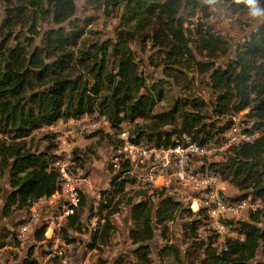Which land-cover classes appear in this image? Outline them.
<instances>
[{
	"label": "trees",
	"instance_id": "1",
	"mask_svg": "<svg viewBox=\"0 0 264 264\" xmlns=\"http://www.w3.org/2000/svg\"><path fill=\"white\" fill-rule=\"evenodd\" d=\"M104 1L120 10L115 37L86 42L84 28L74 19V0H0V181L6 179L8 185L1 215L30 209L60 189L59 174L51 167L55 154L32 150L26 138L59 119L80 120L86 114L105 119L113 129L124 122L134 125L135 137L129 138L134 143L168 147L184 143V137L198 145L217 142L230 116L248 110L245 117L261 134L252 142L233 145L218 155L221 161L200 169L207 167L234 186L241 192L236 197L264 203V21L238 45L233 57L216 64L227 56L228 45L207 22L191 19L205 0ZM235 2L237 9H245L242 0ZM136 39L162 52L157 66L163 65L175 84L185 78L184 70L197 68L212 91L210 109L202 98L183 95L156 111L167 92L164 83L171 82H146L131 48ZM139 119L148 124L143 128ZM127 163L110 179L109 195L100 207L103 239L112 229L110 218L126 204L133 225L128 237L136 245L132 253L138 261L146 257L154 228L166 238L167 223L179 217L187 219L183 224L187 249H196L200 264H264V207L248 212L245 220L228 221L237 237L224 240L226 250L220 245L218 249L216 236L198 237L199 227L208 219L203 208L196 212L183 208L164 195V188L152 193H148L151 187L125 191L128 182L116 180L128 170ZM82 201L62 225L64 233L81 231ZM45 229L43 224L35 231L37 241L44 239ZM8 234L0 232V249ZM171 254L179 255L173 244L159 251ZM17 264L39 262L29 250ZM47 264L60 261L53 257Z\"/></svg>",
	"mask_w": 264,
	"mask_h": 264
},
{
	"label": "rangeland",
	"instance_id": "2",
	"mask_svg": "<svg viewBox=\"0 0 264 264\" xmlns=\"http://www.w3.org/2000/svg\"><path fill=\"white\" fill-rule=\"evenodd\" d=\"M235 1L237 0H218L217 6L222 11L216 14L211 13L208 5L205 1H202L201 5H203V8L196 10L195 16L191 18L194 22L197 20L207 22L206 25L211 26L213 31L217 35L219 34L228 45L227 56L217 60L216 64L226 62L227 58L233 57L238 45L243 43L264 21V19L250 20L246 15V9H237ZM74 3V19L84 28V40L86 42L90 40L114 39L120 24V10L117 7L106 6L104 0H74ZM183 15L186 16V12ZM185 25H187V22ZM131 48L139 63V70L145 76L148 84L157 80L171 82L170 78L166 76L167 73H165L164 66H157L162 61L163 54L161 51L153 50L150 43L141 42L139 39L132 42ZM197 58L200 59L199 56ZM167 72L172 71L168 70ZM184 72L183 77L185 78L181 81L179 80L177 84L171 82L169 86V83H164L167 92L162 101L157 104L156 111L167 109L175 98L183 95H193L202 98L207 103L208 109H210L213 96L205 76L200 74L197 68L192 71L184 70ZM183 85H189V90L181 89ZM95 118V114H86L80 119L86 123ZM71 121L72 119L70 118L59 119L51 126L34 131L25 141L32 150L41 151L48 149L53 154L59 142L56 139L57 135L63 136V140L69 143L75 160L74 167L81 169L89 177V184L82 195V208H80L81 231L67 230L64 233L61 228L51 234L50 229H45L43 233L44 239L37 241L34 236L35 231L39 230L41 225H46L45 217L50 211H59L58 208L52 205L55 200L50 198L40 199L30 209L15 211L3 217L1 208L7 195L8 185L6 179H2L0 181L2 188L0 192V232H2V235L3 232L9 234L4 239L5 247L0 249V264H17L29 250L32 251V256L38 260L39 264H47L53 257H57L60 264H200L201 258H198L199 253L196 249L193 251H188L187 249L188 242L183 235V224L186 222V218L176 217L169 221L167 223L166 238L161 235L160 228H154V236L149 242V248L143 261H138L132 253L136 245H133L128 237L129 229L133 225L129 206L126 204L120 206L118 211L110 218L112 229L109 232L108 239L101 237L104 219L100 216L99 211L106 201L97 204L96 211L93 210V207L98 202V192L102 196L103 193L106 196L110 192V179L116 176L123 164L126 163V161L121 160L119 169H115L112 164L113 159L122 157L118 152L121 145L118 137L119 133L125 131L128 133L129 138L135 137L136 128H134V125L124 122L120 124L119 129L108 127L87 131L80 130V126ZM252 122L253 120L249 121L251 125ZM137 123L144 128L148 121L139 119ZM70 127L77 128L71 135L65 137L62 131ZM192 160L195 165L202 166L213 161H221L222 157L204 159L195 156ZM128 166L130 167V165ZM119 176H122V179L128 182L125 186V191L146 189L140 186L136 179L129 174L122 172ZM221 186L224 190L223 192L229 197H236L241 194L226 181H222ZM163 188L165 189L164 195H170L177 204L183 205V208L189 207L193 212L190 204L195 193L192 189L184 187L174 180L169 181L167 179L164 185L148 188V193ZM131 193L133 194L134 191H131ZM115 201L116 199L113 202ZM153 201L155 203L158 201L157 195H154ZM104 213L103 211L101 214L104 215ZM94 216L97 230L93 233L90 231V221ZM247 216L248 212H244L234 222L245 220ZM205 224L206 222L203 221L199 227V238H205L209 235L205 229ZM24 226H26V229ZM232 230L230 228V231ZM165 244L176 246L179 255H159V251ZM218 246L219 243L217 241ZM58 251H61L60 255Z\"/></svg>",
	"mask_w": 264,
	"mask_h": 264
},
{
	"label": "built area",
	"instance_id": "3",
	"mask_svg": "<svg viewBox=\"0 0 264 264\" xmlns=\"http://www.w3.org/2000/svg\"><path fill=\"white\" fill-rule=\"evenodd\" d=\"M248 110L240 111L230 116V124L222 133L217 142L206 145H198L184 137V143L173 146H149L141 143H134L129 139L128 133L122 131L118 137L120 147L118 152L122 157L112 160L115 169L120 168V161L130 164L124 173L136 179L140 186L157 187L174 180L184 187L193 190L190 207L193 212L203 208L208 215L205 229L209 235L217 237L219 247L226 250L224 240L236 238V232L230 231L228 221L239 218L244 212L257 211L264 207V203L251 197H229L223 191L221 179L208 171L205 167L193 163V157H217L233 145L252 142L260 134L261 130H255L249 123L245 114ZM80 126V130L94 131L99 128H108L109 124L103 118L90 120L86 123L80 120H72ZM77 127H70L62 131L65 137L71 135ZM59 141L54 151L55 158L51 163L59 174L61 184L60 189L55 193V206L58 212H52L45 217L46 229L53 232L61 229L69 215H72L78 207L85 188L88 187L89 177L81 169L74 167L72 148L69 143L63 140V136L57 135ZM119 176L116 181L121 180ZM98 202L95 203L93 210L96 211L97 204L103 201V196L98 192ZM26 229V226H24ZM97 223L95 216L90 221V231L96 232ZM241 237V236H240ZM61 254V251H58Z\"/></svg>",
	"mask_w": 264,
	"mask_h": 264
},
{
	"label": "clouds",
	"instance_id": "4",
	"mask_svg": "<svg viewBox=\"0 0 264 264\" xmlns=\"http://www.w3.org/2000/svg\"><path fill=\"white\" fill-rule=\"evenodd\" d=\"M242 2L246 9V15L250 20L264 19V0H242ZM205 3L213 14L222 11V9L217 6L218 0H205Z\"/></svg>",
	"mask_w": 264,
	"mask_h": 264
},
{
	"label": "crops",
	"instance_id": "5",
	"mask_svg": "<svg viewBox=\"0 0 264 264\" xmlns=\"http://www.w3.org/2000/svg\"><path fill=\"white\" fill-rule=\"evenodd\" d=\"M55 197H56V195L54 194V195H52V196L50 197V199H51V200H55ZM54 202H55V201H54ZM50 203H51V202H50ZM52 205H53L54 207H56V206H55V203H53Z\"/></svg>",
	"mask_w": 264,
	"mask_h": 264
}]
</instances>
